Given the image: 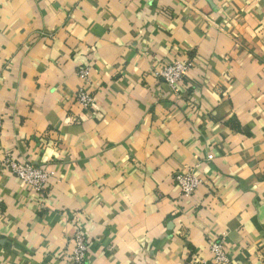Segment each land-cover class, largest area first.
I'll use <instances>...</instances> for the list:
<instances>
[{
  "label": "crops",
  "instance_id": "0c3cea01",
  "mask_svg": "<svg viewBox=\"0 0 264 264\" xmlns=\"http://www.w3.org/2000/svg\"><path fill=\"white\" fill-rule=\"evenodd\" d=\"M176 60L179 95L157 77ZM0 109V161L57 173L39 198L0 163V264H69L80 222L87 264H210L223 235L264 264V0H0Z\"/></svg>",
  "mask_w": 264,
  "mask_h": 264
},
{
  "label": "built area",
  "instance_id": "2783aa9c",
  "mask_svg": "<svg viewBox=\"0 0 264 264\" xmlns=\"http://www.w3.org/2000/svg\"><path fill=\"white\" fill-rule=\"evenodd\" d=\"M191 68V62H180L178 60L165 65L157 72V77L163 82L169 93L179 95L182 92L184 82L188 78V73ZM78 77L88 82V68H79L77 70ZM75 103L84 111L92 109L93 98L84 88H78L75 92ZM0 109V139L3 134V114ZM207 161L213 159V156H208ZM1 166L3 172L15 178L24 184L28 194L38 196L39 198L46 192L50 183L56 179V171L38 167L27 159L18 158L12 154H7L1 158ZM172 182L177 190V199L182 205L187 203H195L194 199L197 189L201 184V179L198 177L194 168L183 166L180 170H176L172 175ZM3 205V199L0 196V214ZM177 205V204H176ZM178 206V205H177ZM177 210V209H176ZM75 229L70 241L68 249L67 262L69 264H87L89 244L87 239V229L85 224H74ZM224 237V235H223ZM209 240V252L211 254L210 264H230V260L224 248V238ZM206 264V263H201Z\"/></svg>",
  "mask_w": 264,
  "mask_h": 264
}]
</instances>
